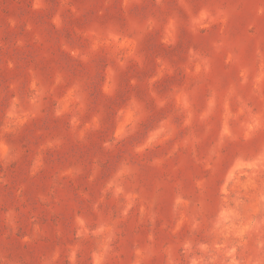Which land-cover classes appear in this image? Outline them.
I'll return each mask as SVG.
<instances>
[{"label": "rangeland", "instance_id": "rangeland-1", "mask_svg": "<svg viewBox=\"0 0 264 264\" xmlns=\"http://www.w3.org/2000/svg\"><path fill=\"white\" fill-rule=\"evenodd\" d=\"M0 264H264V0H0Z\"/></svg>", "mask_w": 264, "mask_h": 264}]
</instances>
